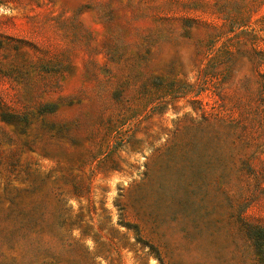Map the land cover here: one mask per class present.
<instances>
[{"label":"rangeland","instance_id":"obj_1","mask_svg":"<svg viewBox=\"0 0 264 264\" xmlns=\"http://www.w3.org/2000/svg\"><path fill=\"white\" fill-rule=\"evenodd\" d=\"M264 0H0V264H262Z\"/></svg>","mask_w":264,"mask_h":264},{"label":"trees","instance_id":"obj_2","mask_svg":"<svg viewBox=\"0 0 264 264\" xmlns=\"http://www.w3.org/2000/svg\"><path fill=\"white\" fill-rule=\"evenodd\" d=\"M242 224L254 247L255 254L264 264V223H252L242 220Z\"/></svg>","mask_w":264,"mask_h":264}]
</instances>
